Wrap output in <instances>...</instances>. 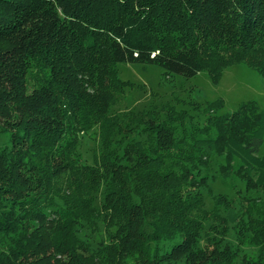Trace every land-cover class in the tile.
Masks as SVG:
<instances>
[{
    "label": "trees",
    "instance_id": "obj_1",
    "mask_svg": "<svg viewBox=\"0 0 264 264\" xmlns=\"http://www.w3.org/2000/svg\"><path fill=\"white\" fill-rule=\"evenodd\" d=\"M121 63L264 76V0H0V264H235L230 225L264 264V199L208 183L264 188V109L120 112Z\"/></svg>",
    "mask_w": 264,
    "mask_h": 264
},
{
    "label": "rangeland",
    "instance_id": "obj_2",
    "mask_svg": "<svg viewBox=\"0 0 264 264\" xmlns=\"http://www.w3.org/2000/svg\"><path fill=\"white\" fill-rule=\"evenodd\" d=\"M118 77L125 83L120 112L126 110L141 112L146 109L158 114L164 121L166 111L185 110L196 122L203 123L208 116L204 106L210 102L222 101L225 105L222 112L229 114L236 112L241 104L252 101L264 109V76L246 65L227 69L219 84H214L207 72H201L188 79L167 74L163 68L150 64L121 63L118 66ZM97 148L98 141L89 136L81 138L84 160L91 162ZM259 155H264V144ZM234 165L235 174L227 182L221 178L217 166L210 169L208 183L213 194L226 195L230 201L241 197L246 203L250 199H255L256 202L263 200L264 188H256L249 181L250 185L239 170L238 164ZM204 193L207 200L212 203V197L207 190ZM237 233L236 226L230 225L226 238L239 249V257L235 264H244L245 260H258L261 256L259 247L249 244L248 241L239 243Z\"/></svg>",
    "mask_w": 264,
    "mask_h": 264
}]
</instances>
